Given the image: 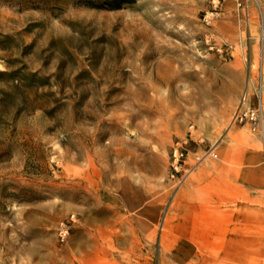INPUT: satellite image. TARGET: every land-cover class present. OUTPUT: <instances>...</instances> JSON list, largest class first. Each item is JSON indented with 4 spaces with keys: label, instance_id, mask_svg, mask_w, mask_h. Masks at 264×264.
Wrapping results in <instances>:
<instances>
[{
    "label": "rangeland",
    "instance_id": "rangeland-1",
    "mask_svg": "<svg viewBox=\"0 0 264 264\" xmlns=\"http://www.w3.org/2000/svg\"><path fill=\"white\" fill-rule=\"evenodd\" d=\"M262 21L264 0H0V264H105L108 188L177 183L173 144L231 128Z\"/></svg>",
    "mask_w": 264,
    "mask_h": 264
},
{
    "label": "crops",
    "instance_id": "crops-1",
    "mask_svg": "<svg viewBox=\"0 0 264 264\" xmlns=\"http://www.w3.org/2000/svg\"><path fill=\"white\" fill-rule=\"evenodd\" d=\"M256 44L252 40L241 46L230 60L240 64L239 98L255 87L257 53L264 62V43L257 53ZM189 137L195 144L189 142L186 168L207 149L216 158L207 157L180 184L124 179L108 188L119 198L112 205L121 213L120 225L110 226L107 246L97 241L98 252H103L98 260L128 264L130 254L145 252V257L156 251L157 258L165 256L169 264L264 263V139L239 127L214 140Z\"/></svg>",
    "mask_w": 264,
    "mask_h": 264
},
{
    "label": "built area",
    "instance_id": "built-area-1",
    "mask_svg": "<svg viewBox=\"0 0 264 264\" xmlns=\"http://www.w3.org/2000/svg\"><path fill=\"white\" fill-rule=\"evenodd\" d=\"M239 8L247 9V4H237ZM260 45L264 43V21L261 24V35L258 36ZM256 84L251 94L244 91L240 98L238 108L231 117V127L247 128L252 134L264 139V104H262V92H264V62L261 54L258 55L255 66ZM189 139L176 141L171 149L170 178L178 184L184 181L185 177L207 157L216 158V154L207 149L194 157L195 164L192 168H186V161L189 155ZM68 232L67 227L62 231L63 235Z\"/></svg>",
    "mask_w": 264,
    "mask_h": 264
}]
</instances>
